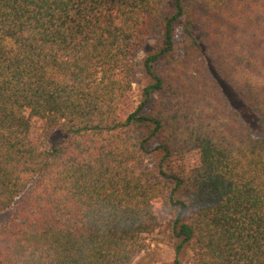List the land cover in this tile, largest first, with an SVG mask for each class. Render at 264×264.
I'll list each match as a JSON object with an SVG mask.
<instances>
[{"label": "trees", "instance_id": "obj_1", "mask_svg": "<svg viewBox=\"0 0 264 264\" xmlns=\"http://www.w3.org/2000/svg\"><path fill=\"white\" fill-rule=\"evenodd\" d=\"M8 210L0 264H264V0H0Z\"/></svg>", "mask_w": 264, "mask_h": 264}, {"label": "rangeland", "instance_id": "obj_2", "mask_svg": "<svg viewBox=\"0 0 264 264\" xmlns=\"http://www.w3.org/2000/svg\"><path fill=\"white\" fill-rule=\"evenodd\" d=\"M178 38L181 40V29L178 28L177 31ZM158 42L154 36L148 38L145 46L137 55L138 61V70L134 79L133 91L130 96L124 100L122 109L125 113L131 109L136 108L139 101H141L143 90L146 86L149 85L150 79L144 73L142 63L148 54L154 53L156 51ZM232 105L240 111V113L249 121H251V115L243 109L240 102L234 97L230 96ZM29 116L31 122V138L35 140L38 134L41 132L44 123L41 119L33 117L29 114V111L26 113ZM60 138V133H55L51 138V143H55ZM155 159H149L147 165L149 167L153 166ZM200 164V155L199 152L194 151L189 153L184 160V166L187 169L194 168ZM13 211L8 210L6 212L0 213V227L3 226L12 216ZM158 219L162 227H166V223L169 220V217L165 215L161 210H157ZM131 264H175V252L172 247L166 246L163 244H152L146 250L141 252Z\"/></svg>", "mask_w": 264, "mask_h": 264}]
</instances>
